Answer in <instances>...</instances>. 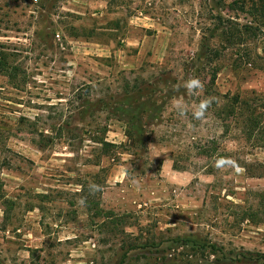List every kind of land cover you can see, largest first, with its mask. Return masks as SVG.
I'll return each mask as SVG.
<instances>
[{
    "label": "rangeland",
    "instance_id": "rangeland-1",
    "mask_svg": "<svg viewBox=\"0 0 264 264\" xmlns=\"http://www.w3.org/2000/svg\"><path fill=\"white\" fill-rule=\"evenodd\" d=\"M233 1L0 0V264H264V0Z\"/></svg>",
    "mask_w": 264,
    "mask_h": 264
},
{
    "label": "trees",
    "instance_id": "trees-1",
    "mask_svg": "<svg viewBox=\"0 0 264 264\" xmlns=\"http://www.w3.org/2000/svg\"><path fill=\"white\" fill-rule=\"evenodd\" d=\"M246 1L247 0H234L229 5L233 6L235 4H238V6L242 10H245L246 9L245 8ZM253 7L255 8L256 11L258 10V6H257L256 2H254ZM260 20H261V22L259 24V29L260 28L264 29V12H263V15H262ZM247 27H250V26L248 25ZM18 71H19L18 66L12 64L10 53L6 52L5 50L0 51V73L3 74L4 76L8 77L10 80H15V79H18ZM213 80H214V78H213ZM100 142L102 143V146L104 147V149L107 146H112L115 148H118L119 146H121L120 144L110 143L106 140H102ZM212 150H214V148L213 149H205V150H203L202 153L206 154V155H210ZM1 184H2V182H1ZM1 184H0V196L3 198V204L5 206V209H4L5 218L10 219V217H11L10 213L14 209L16 200L7 197V195L2 192ZM86 203L88 205L93 206V207L95 205H99V202L97 203L93 200H88V202L86 201ZM98 211H100V213H101L102 210H98ZM262 217L263 216L260 215L258 209L254 210V209L250 208V209H247L245 212H243V219L244 220L263 221L264 218H262ZM172 242H173V244H172V246H170L172 248H175V247L176 248L177 247H191V248H197V249H202V250L206 249L207 247L215 248L214 244H209V245L201 244L200 242L195 241V240L190 239V238H187V239H176L175 238V239H172ZM159 246H160V243L156 244L155 242L148 244V247H154V249H158ZM159 252H160V250H159ZM261 257H264V254H261ZM226 259H231V260L238 261V262H241L244 259H247L248 261H255V260L258 261L259 260L253 256H247L244 253L237 254L235 258L226 257ZM154 260H155L154 264H178L176 262L174 263L170 257H166L164 255L162 257H155ZM179 264H189V262L181 261Z\"/></svg>",
    "mask_w": 264,
    "mask_h": 264
},
{
    "label": "clouds",
    "instance_id": "clouds-1",
    "mask_svg": "<svg viewBox=\"0 0 264 264\" xmlns=\"http://www.w3.org/2000/svg\"><path fill=\"white\" fill-rule=\"evenodd\" d=\"M177 88L183 87L186 90L187 94L190 95H197L199 92L203 91L204 84L198 77H191L188 80L184 81L181 85H177ZM213 103V99L205 98L204 100L200 101L199 104L195 105V107H191L185 103L182 99H175L172 103L173 110L180 116H184L189 111H191L192 117L195 120H204L208 113V109ZM215 168L223 169L226 167H235V162L230 159L219 158L215 161ZM238 170V169H237ZM89 194H94L97 191H100L101 188L99 185L95 183H91L88 186ZM81 205L86 203V199H81L79 201Z\"/></svg>",
    "mask_w": 264,
    "mask_h": 264
}]
</instances>
